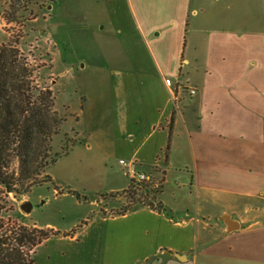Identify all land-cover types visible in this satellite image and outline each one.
<instances>
[{"label":"crops","instance_id":"0c3cea01","mask_svg":"<svg viewBox=\"0 0 264 264\" xmlns=\"http://www.w3.org/2000/svg\"><path fill=\"white\" fill-rule=\"evenodd\" d=\"M43 1V54H68L79 107L60 156L162 171L160 210L96 208L43 242L69 241L65 264H264V0Z\"/></svg>","mask_w":264,"mask_h":264},{"label":"rangeland","instance_id":"374dc122","mask_svg":"<svg viewBox=\"0 0 264 264\" xmlns=\"http://www.w3.org/2000/svg\"><path fill=\"white\" fill-rule=\"evenodd\" d=\"M13 4L16 5L14 19L8 20V13L11 11L10 0H0V43L20 36L18 46L35 66V82L39 86L52 88L55 96L54 109L63 118L59 133L53 135L50 142L51 152L54 154L66 148L70 149L79 138L74 124L76 116L73 113L79 107L77 95L72 89L75 76L69 72L67 64L69 56L67 54V60L64 61V49L58 46L53 47V51L50 50L48 55L46 51L43 54L44 48L48 47V29L44 26L47 22L41 17L43 0H13ZM55 35L50 43L56 38ZM76 39H80L79 35ZM86 50V47L76 52L73 50L72 60L78 59L82 54L86 55ZM51 72L60 76L58 82H55L56 77ZM81 150L77 149L67 156H58L56 161L46 168L48 174L54 173L55 178L59 180L53 179V182L34 185L28 192L11 193L8 198L12 208L2 212L4 218L21 224L35 223L64 231L71 229L79 219L96 208L100 213L103 209L102 213L124 212V209L132 205H139L138 202L152 200L150 197L157 195L162 187V171L153 166L145 169L141 164L149 179L130 181V177L118 162L120 157L129 159L124 153L109 149L102 159L101 156H95V153L88 157ZM70 168L73 170L71 173ZM170 179L180 181L185 179V176L173 172ZM126 182H130L126 189L111 192L112 189L125 186ZM166 189H172L170 183ZM66 190L76 192L63 193ZM75 193H79L80 198H77ZM27 200L31 203L29 212L22 206L19 207L21 201ZM95 200L99 203L98 207L93 204ZM156 200L157 198L155 202ZM73 249L67 240L50 239L37 245L33 264H65L66 261L69 263Z\"/></svg>","mask_w":264,"mask_h":264},{"label":"trees","instance_id":"16d2710c","mask_svg":"<svg viewBox=\"0 0 264 264\" xmlns=\"http://www.w3.org/2000/svg\"><path fill=\"white\" fill-rule=\"evenodd\" d=\"M10 6L6 18L13 20L16 10L13 0ZM19 37L0 43V264H33L38 244L51 236L73 234L87 221L60 231L35 223L21 224L2 215L12 208L8 198L11 193L28 192L34 185L53 182L51 175L44 173L45 169L69 151L66 148L51 152L50 142L59 133L63 118L54 109L52 88L35 82V66L18 46ZM75 195L80 198L79 193ZM155 198L156 195L150 197L154 202ZM152 200L138 203H148L160 210L162 202Z\"/></svg>","mask_w":264,"mask_h":264},{"label":"built area","instance_id":"2783aa9c","mask_svg":"<svg viewBox=\"0 0 264 264\" xmlns=\"http://www.w3.org/2000/svg\"><path fill=\"white\" fill-rule=\"evenodd\" d=\"M195 89L190 88L189 93H194ZM119 164L123 168L125 174H127L130 177V181L132 180H147L149 179L148 173L144 171L141 168L140 163L137 162L135 159H124V158H119L118 159Z\"/></svg>","mask_w":264,"mask_h":264},{"label":"water","instance_id":"95a60500","mask_svg":"<svg viewBox=\"0 0 264 264\" xmlns=\"http://www.w3.org/2000/svg\"><path fill=\"white\" fill-rule=\"evenodd\" d=\"M22 208L25 210V211H27V212H29V210H30V208H31V203H30V201H25L23 204H22Z\"/></svg>","mask_w":264,"mask_h":264}]
</instances>
